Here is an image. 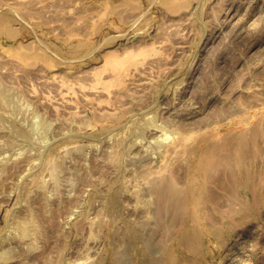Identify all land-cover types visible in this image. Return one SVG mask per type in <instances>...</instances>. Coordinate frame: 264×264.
Instances as JSON below:
<instances>
[{"label":"rangeland","instance_id":"obj_1","mask_svg":"<svg viewBox=\"0 0 264 264\" xmlns=\"http://www.w3.org/2000/svg\"><path fill=\"white\" fill-rule=\"evenodd\" d=\"M0 264H264V0H0Z\"/></svg>","mask_w":264,"mask_h":264}]
</instances>
